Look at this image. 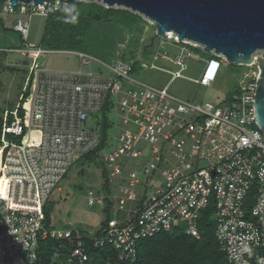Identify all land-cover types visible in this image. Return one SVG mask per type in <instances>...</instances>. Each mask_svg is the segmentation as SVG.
I'll return each mask as SVG.
<instances>
[{"label": "built area", "instance_id": "2783aa9c", "mask_svg": "<svg viewBox=\"0 0 264 264\" xmlns=\"http://www.w3.org/2000/svg\"><path fill=\"white\" fill-rule=\"evenodd\" d=\"M60 4L0 3L6 13L20 6L22 13L46 17ZM13 28L26 39L30 23L18 18ZM168 39L180 42L174 33ZM25 50L35 58L48 51L31 44ZM262 52L254 53L252 66ZM77 54L75 72H53L29 61L19 102L3 114L0 264H36L40 239L48 236L71 241L68 264H88L89 249L107 245L116 251L117 264L134 261L140 241L183 222L199 239L205 230L202 212L212 201L215 235L228 263L264 264V133L254 109L258 67L244 73L225 103L216 105L184 101L167 87L140 82L122 58L103 61L84 51ZM184 56L175 61L182 68ZM215 56L200 81L207 86L227 62L224 55ZM93 60L108 72L91 71ZM99 148L104 167L88 203L102 209L112 204L103 234L88 231V242L83 230L58 229L53 220L54 228L46 229L49 195L80 158ZM252 190L254 203L246 209Z\"/></svg>", "mask_w": 264, "mask_h": 264}, {"label": "rangeland", "instance_id": "374dc122", "mask_svg": "<svg viewBox=\"0 0 264 264\" xmlns=\"http://www.w3.org/2000/svg\"><path fill=\"white\" fill-rule=\"evenodd\" d=\"M8 14L9 20L22 18L30 23V31L26 39H22L20 34L16 33L14 38L2 36L0 42L2 49L0 50V108L14 109L19 102L29 70L26 61L37 63L39 67L53 72H75L80 66L77 54L80 50L79 48L77 50L46 49L43 44L47 24L45 15L22 13L19 10ZM154 42L155 45L151 44L150 47L152 52L142 58L140 64L133 69L132 76L156 88L167 87L170 94L184 101L213 102L216 105H223L226 98L238 87L241 76L255 69L251 66L238 67L227 61L219 68L216 80L207 86L200 81L209 60L216 57L213 51L208 52L197 44L193 46L174 39L162 38L157 33ZM30 44L48 51L35 58V54L25 50ZM180 55H185L183 68L175 62ZM120 58L114 56L112 59ZM91 71L108 72L105 66L96 60L92 62ZM177 72H180L178 76H176ZM103 167L104 163L99 157L94 155L82 157L71 167L60 182V187L51 192L46 208L51 213L55 228L81 229L94 234L101 227V221L105 218L103 209L91 206L88 203V195L91 190L98 188L100 182L98 173ZM81 170L85 172L81 173ZM185 224L183 222L182 226Z\"/></svg>", "mask_w": 264, "mask_h": 264}, {"label": "trees", "instance_id": "16d2710c", "mask_svg": "<svg viewBox=\"0 0 264 264\" xmlns=\"http://www.w3.org/2000/svg\"><path fill=\"white\" fill-rule=\"evenodd\" d=\"M66 4L76 5L80 13L77 23L66 24L61 19L64 15L61 9ZM16 10H20V6ZM8 17L9 14L3 12L0 5V42L2 36L14 38L18 33L13 28L15 20H9ZM155 35L156 27L142 15L130 9L108 7L96 1L61 0L58 9L52 7L49 10L43 44L46 49L53 50L79 48L80 51H85L104 61H110L114 56H119L125 61L132 62L135 69L142 58L152 52L150 47L151 44L155 45ZM236 66L242 67V65ZM251 67L257 69V66ZM6 110L11 108H0V137L3 114ZM108 125L107 117L104 119V140L108 133ZM101 148L86 156L94 155L98 158V151ZM80 172L84 173L85 170ZM254 193L252 190L248 196L246 209H250L254 203ZM63 198L67 199V197ZM103 212L105 218L101 221V227L94 233L95 236L103 234L113 216L110 202L103 208ZM215 214V202L212 201L202 212L201 220L205 230L199 239L188 233L184 226L161 232L140 241L137 258L134 261L119 264H229L226 253L215 235ZM3 227L0 215V231ZM44 227L49 230L54 228L51 213L46 207ZM83 233L89 242L92 239L91 235L86 230H83ZM71 248L72 243L68 238L48 236L40 239L38 248L40 257L36 264H68L67 258ZM89 254L88 264H107L108 261L117 264L116 251L109 245L96 249L90 248Z\"/></svg>", "mask_w": 264, "mask_h": 264}, {"label": "water", "instance_id": "95a60500", "mask_svg": "<svg viewBox=\"0 0 264 264\" xmlns=\"http://www.w3.org/2000/svg\"><path fill=\"white\" fill-rule=\"evenodd\" d=\"M6 0H0V3ZM41 4L45 0H11ZM122 7L150 20L156 33L180 42L191 41L206 51L222 54L233 65L252 66L258 56V89L254 98L255 117L264 133V0H85ZM29 64V61H26Z\"/></svg>", "mask_w": 264, "mask_h": 264}, {"label": "clouds", "instance_id": "9594fccd", "mask_svg": "<svg viewBox=\"0 0 264 264\" xmlns=\"http://www.w3.org/2000/svg\"><path fill=\"white\" fill-rule=\"evenodd\" d=\"M61 11L64 15L61 17L64 23L68 24H75L78 22V17L80 15L79 11L76 8L75 4H66Z\"/></svg>", "mask_w": 264, "mask_h": 264}, {"label": "bare ground", "instance_id": "6f19581e", "mask_svg": "<svg viewBox=\"0 0 264 264\" xmlns=\"http://www.w3.org/2000/svg\"><path fill=\"white\" fill-rule=\"evenodd\" d=\"M173 36V32H169V37Z\"/></svg>", "mask_w": 264, "mask_h": 264}]
</instances>
